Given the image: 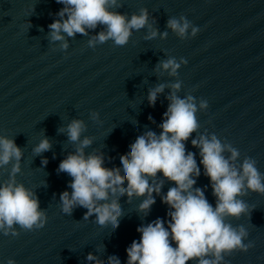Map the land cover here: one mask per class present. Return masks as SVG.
<instances>
[{"label":"water","instance_id":"water-1","mask_svg":"<svg viewBox=\"0 0 264 264\" xmlns=\"http://www.w3.org/2000/svg\"><path fill=\"white\" fill-rule=\"evenodd\" d=\"M63 7L56 0H0V137L14 139L22 153L14 177V158L0 166V186L12 179L23 184L38 198L47 217L41 229L14 224L15 236L12 230L8 235L0 230V264L8 259L15 264H95L87 260L89 253L103 264L113 255L126 264V248L140 239L137 227L158 217L168 219L169 209L161 198L175 184L162 173L148 177L150 184L162 182V187L159 194L153 192L155 203L147 215L139 210L146 196L110 192L107 201L98 203L116 199L120 204L119 227L113 229L111 223H96L94 215L85 220L83 207L76 206L71 215L62 211L60 194L71 193L72 178L58 171L60 162L76 153L87 137L91 143L83 149L85 156L102 155L104 167L120 168L123 175L120 156L130 151L136 137L148 131L160 135L159 125L173 92L180 98H194L198 127L184 143L185 154L192 152L196 158L199 148L191 141L205 136L264 19V0H117L109 11L130 20L146 9L148 24L132 29L123 46L111 39L90 46L89 41L106 31V26L87 29V35L70 37L61 32L64 40H51L49 25L61 19L57 13ZM181 16L199 29L195 37L191 28L181 38L167 27L169 18ZM152 30L157 35L147 39ZM65 43L67 48L62 47ZM168 59L180 63L175 75L158 67ZM177 82L178 91L171 87ZM160 85L163 91L150 106L149 92ZM204 100L207 108L200 107ZM73 120L84 124L76 142L69 140L66 131ZM44 138L51 148L34 152ZM45 159L47 164L42 163Z\"/></svg>","mask_w":264,"mask_h":264},{"label":"clouds","instance_id":"clouds-1","mask_svg":"<svg viewBox=\"0 0 264 264\" xmlns=\"http://www.w3.org/2000/svg\"><path fill=\"white\" fill-rule=\"evenodd\" d=\"M56 2L65 7L57 13L61 19L49 25L52 41L64 40L61 32L70 37L77 33L87 35V29L104 25L106 31H100L89 41V45L111 39L116 45L123 46L129 41L132 29L139 30L148 24L146 9H141L139 15L133 14L130 20L119 12L109 11L110 6H116L117 0ZM148 26L151 28V25ZM167 27L181 38L186 36L189 28L193 37L199 31L184 16L179 19L169 18ZM156 35L157 31L152 30L146 38L151 39ZM166 36L167 32L162 34V38ZM62 47L67 48V44ZM181 63L186 64L187 61L182 58ZM158 67L170 69L169 74L175 75L180 63L175 59H168ZM171 87L178 91L180 83ZM163 88L164 85H160L149 92L150 106L155 105L157 94ZM168 99L171 102L163 113L162 123L159 125L162 130L160 135L148 131L136 137L130 145V151L120 156L123 175L120 168L104 167L102 155L85 156L83 149L91 143L87 137L80 142L76 153L60 162L58 171L65 172L72 178L69 183L71 193L64 191L60 194L61 209L65 214L71 215L76 206L83 207L87 209L83 217L85 220L94 215L99 225L111 223L113 229H116L121 216L120 204L116 199L110 203L98 202L107 201L110 192L112 195L117 192L120 195L127 194L128 197L146 196L139 210L147 215L151 205L155 203L153 192L159 194L162 187V182L150 184L148 177L155 178L158 173H162L164 178L175 184L161 198V202L169 209L166 213L168 219L158 217L146 226L137 227L140 239H134L126 248V264H188L191 260H196L197 264H221L224 253L237 249L247 252L252 247L251 243H244L248 236L245 227H233L225 220L228 216L239 218L249 213L248 204L240 197L247 195L249 191L264 195V174L258 171L256 162L250 158H245L241 168L237 169L230 161H235L239 152L229 145H222L215 135L211 139L205 136L198 140L192 139V145L200 149V164L216 198V206L213 208L206 199L204 190L193 188L196 183L192 178L193 174L197 177L201 174L195 154H185L184 142L198 127L194 98H180L173 92ZM200 107L207 108V101H202ZM95 116L96 113H93L94 118ZM149 119H152L151 116ZM83 130V121L73 120L66 129L69 140L78 141ZM50 148L49 140L44 138L34 148V152L39 154ZM226 148L231 152L228 159L222 155ZM21 155L14 139L0 137V166L8 164L14 158L17 163L12 167L13 177L20 170L18 162ZM42 163L47 164V160ZM46 222L47 217L39 208L38 198L23 184L17 185L12 179L0 186V230L4 235L9 234L14 224L22 229L33 230L43 228ZM11 234L18 235L14 230ZM208 256L213 258H205ZM87 260L103 264L92 253L88 254ZM7 264H15V261L8 259ZM108 264H121V260L115 255L109 256Z\"/></svg>","mask_w":264,"mask_h":264}]
</instances>
